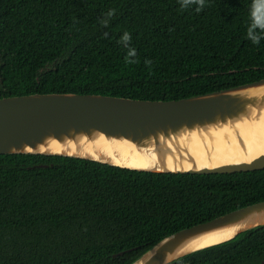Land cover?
Returning <instances> with one entry per match:
<instances>
[{
	"label": "trees",
	"instance_id": "obj_1",
	"mask_svg": "<svg viewBox=\"0 0 264 264\" xmlns=\"http://www.w3.org/2000/svg\"><path fill=\"white\" fill-rule=\"evenodd\" d=\"M208 4L197 12L181 10L179 0H0V97L75 92L165 100L264 77V40L256 45L245 35L251 0ZM125 31L136 63L126 62L128 48L119 43ZM261 200L264 168L154 172L0 154V264H130L174 231ZM261 260L264 225L167 264Z\"/></svg>",
	"mask_w": 264,
	"mask_h": 264
},
{
	"label": "water",
	"instance_id": "obj_2",
	"mask_svg": "<svg viewBox=\"0 0 264 264\" xmlns=\"http://www.w3.org/2000/svg\"><path fill=\"white\" fill-rule=\"evenodd\" d=\"M135 152L155 154L161 165L139 166ZM5 153L69 156L154 172L263 169L264 77L165 100L75 92L3 96L0 154ZM258 225H264V200L174 231L130 264H167ZM218 233L229 235L214 239Z\"/></svg>",
	"mask_w": 264,
	"mask_h": 264
},
{
	"label": "clouds",
	"instance_id": "obj_3",
	"mask_svg": "<svg viewBox=\"0 0 264 264\" xmlns=\"http://www.w3.org/2000/svg\"><path fill=\"white\" fill-rule=\"evenodd\" d=\"M179 5L181 10H187L189 8H195V11L200 12L205 7L209 6L208 0H179ZM115 10H110L101 19L100 23L107 26L114 15ZM246 38L250 40L253 44L258 45L261 40H264V0H251V5L249 9V20L247 23ZM131 41V35L125 31L121 37L119 43L123 44L128 48L127 52V63H136L134 58L136 56V50L129 47ZM146 64H150L151 61L146 60Z\"/></svg>",
	"mask_w": 264,
	"mask_h": 264
},
{
	"label": "bare ground",
	"instance_id": "obj_4",
	"mask_svg": "<svg viewBox=\"0 0 264 264\" xmlns=\"http://www.w3.org/2000/svg\"><path fill=\"white\" fill-rule=\"evenodd\" d=\"M133 156L136 158L134 160V163L139 165V166H144V167H154L161 165V161L159 157L155 154L152 153H141V152H135ZM124 165H131L129 162H119ZM229 233L223 234V233H218L215 235L214 239L222 238L224 236H228ZM204 242H201V244Z\"/></svg>",
	"mask_w": 264,
	"mask_h": 264
}]
</instances>
